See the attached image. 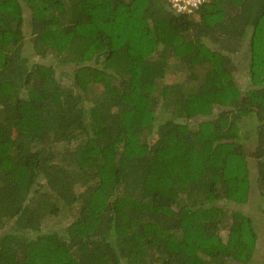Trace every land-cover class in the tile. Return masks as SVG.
I'll return each instance as SVG.
<instances>
[{
  "label": "trees",
  "instance_id": "obj_1",
  "mask_svg": "<svg viewBox=\"0 0 264 264\" xmlns=\"http://www.w3.org/2000/svg\"><path fill=\"white\" fill-rule=\"evenodd\" d=\"M262 217L264 0H0V264H264Z\"/></svg>",
  "mask_w": 264,
  "mask_h": 264
},
{
  "label": "rangeland",
  "instance_id": "obj_2",
  "mask_svg": "<svg viewBox=\"0 0 264 264\" xmlns=\"http://www.w3.org/2000/svg\"><path fill=\"white\" fill-rule=\"evenodd\" d=\"M30 36L28 34V38H27V41H28V45H27V52H28V55H31L32 54V51H31V43H30ZM33 56V55H32ZM239 66H240V71H239V74H238V80L241 84V86L243 87V89H246L249 84H250V79L248 77V73H247V67H248V58L247 56H244V55H241V58H239ZM32 62L33 63H36V62H39V63H44L43 60L39 59V58H36L35 56H33L32 58ZM56 70H57V73H58V76L59 77H62V75L64 73H68V72H71V69L70 67L68 66H60L58 67V64H56ZM242 70V71H241ZM178 70L174 67H172L171 69V72H169L168 76H167V79L166 81L167 82H171V81H174V80H178ZM177 82V81H176ZM201 121L203 120H199L197 119V121L195 120L193 122V124L196 126L197 124L196 123H200ZM248 151H250V148L248 147ZM251 167H252V180H253V190H252V194H251V198H250V203L246 204V205H242V206H233L231 205L230 203H227V204H222V206H226L227 207H230L231 210H236V209H240V210H243L247 213H249L250 215H256L258 217H261V213H260V208L262 207V204H261V200H260V197H259V192H258V188H257V178H258V174H257V170L256 168H254V165H255V161L252 160L251 163H250ZM61 220H64V221H61ZM61 220H55V219H51L50 221L47 222L46 225L48 226H53V225H59L60 223H62V226H67L68 224H70L71 222V219H61ZM259 229H260V232H261V235L263 236V240H262V243H261V246L259 248V257L262 258L263 257V253H264V219L263 217L260 219L259 221ZM227 232L226 231H223L222 235L224 237H227Z\"/></svg>",
  "mask_w": 264,
  "mask_h": 264
},
{
  "label": "built area",
  "instance_id": "obj_3",
  "mask_svg": "<svg viewBox=\"0 0 264 264\" xmlns=\"http://www.w3.org/2000/svg\"><path fill=\"white\" fill-rule=\"evenodd\" d=\"M173 9L179 14H193L200 9L204 0H169Z\"/></svg>",
  "mask_w": 264,
  "mask_h": 264
}]
</instances>
